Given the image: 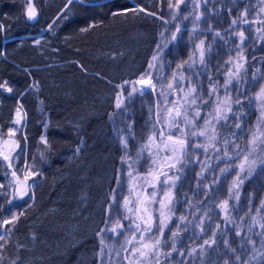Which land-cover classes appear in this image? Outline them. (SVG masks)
<instances>
[{"label": "trees", "instance_id": "1", "mask_svg": "<svg viewBox=\"0 0 264 264\" xmlns=\"http://www.w3.org/2000/svg\"><path fill=\"white\" fill-rule=\"evenodd\" d=\"M66 2L33 0L38 15L35 20H28L26 0H0V24L6 26V31H0V83L6 81L7 87L13 90L9 93L0 89L1 142L8 139L16 108L22 105L23 112L27 113L24 123L15 126L17 131L12 138L20 147L12 153L10 161L0 157V185L5 186L0 188V205L4 206L0 209V220L10 218L13 213H24L11 226L10 234L0 229V235H5L7 241L0 250L3 256L0 264H12L14 260L16 264H101V261L126 264L122 259L125 253L117 257L113 252L110 259L106 249L105 255L100 257L97 232L100 228H111L122 218L125 213L118 205L123 203L124 197L135 200V193H142L146 186L140 177L147 174L151 161L147 151L139 158L137 154L150 133L158 132L161 127L155 125L154 106L159 97L156 93L137 95L134 103L126 105L127 114H124L114 107V94L118 89L113 85L135 80L144 73L158 43L167 45L160 52V63L165 65L163 73L170 79L176 65L188 60L196 51L195 45L204 40L206 49L211 45V51L205 56L206 66L199 63L197 53L195 65L190 71L184 70L183 75L191 78V84L203 86L201 94L207 100L210 85L222 86L225 74L233 67L226 62L230 57L233 61L237 59L236 46L241 43L238 33L242 30L246 37L242 49L247 57L246 72L242 75L246 78L238 87L230 88L229 93L242 101L240 105H233V112L245 113V123L241 129L235 128L238 121L230 114L229 120L217 125L215 147H208L207 151L194 147L208 143L206 137L188 136L183 167L178 164L169 173L180 177L172 189L174 204L169 223L171 231L180 226L176 241L178 251L171 257L162 256L161 264H224L225 260L237 264L236 255L250 259L256 252L264 253L261 238L256 235L262 229L252 223L253 216H264V210L256 212L260 201L264 200V167L258 165L254 175L245 179L239 201L233 193L227 219L225 211L218 207L228 199V189L238 171L233 169L221 174L220 169L226 164L238 163L234 156L237 149L233 145H246L249 130L259 116L258 105L250 104L249 98L264 84V79L255 84L251 79L257 71L264 75V40L255 31L261 25L243 24L240 14L248 8L247 19L255 20L264 4L260 0H208L207 3L200 0L199 7L194 8L193 0H185L173 20L167 0H114L103 9L88 10L74 3L61 12ZM137 4L162 16L167 23L143 12L111 15V11L121 5ZM65 13L67 20L61 19ZM196 15H201L200 21L195 20ZM233 19H237L236 25H231ZM259 19L264 20V14ZM90 22H96L97 26L81 32L80 28ZM49 24L53 25L51 29ZM177 26L181 31L173 41L171 36ZM161 32H164L163 37ZM216 32L220 33L219 37L215 36ZM36 40L40 43H35ZM36 81L38 89L30 87ZM160 83L167 85V81H159L158 89ZM188 86L187 80L180 82L185 90ZM244 92L246 95L242 94ZM219 95H225L222 87ZM174 98L175 94L170 95L169 101ZM215 99L213 96L207 106L198 104L201 116L196 118V127L188 129L189 133L205 126V118L213 112ZM42 135L46 136L49 146L41 142ZM120 137H128L127 150L119 143ZM225 140L229 142L227 146ZM77 147L81 149L79 153L75 151ZM225 151L232 159L224 157ZM251 158L264 159V152L257 151ZM24 161L33 166L38 176L29 180L32 181L29 196L13 199L12 172L15 170L22 179ZM129 172L137 178L135 181ZM132 184L135 190L130 193ZM155 190L159 199L162 192ZM151 191L153 189L149 188L147 194ZM113 195L116 205L109 215L107 210ZM8 200L13 203L7 204ZM205 213L210 218L205 217ZM181 216L187 219L181 221ZM202 218L204 232L197 227ZM121 222L125 225L124 235L118 239L110 233L105 235L106 243L115 249L121 247L125 235H131L126 231L130 221ZM171 231L165 230V238ZM237 231L240 236L236 235ZM213 239L216 243L206 245L203 251L198 247L205 240ZM249 239L255 241V252ZM225 240L236 249L234 254L228 251ZM170 245L171 241L162 245L161 251H171ZM193 247L197 252L189 256L188 250ZM251 264H264V261L258 257Z\"/></svg>", "mask_w": 264, "mask_h": 264}, {"label": "snow or ice", "instance_id": "2", "mask_svg": "<svg viewBox=\"0 0 264 264\" xmlns=\"http://www.w3.org/2000/svg\"><path fill=\"white\" fill-rule=\"evenodd\" d=\"M185 0H167L168 8L172 10V19L177 18L180 5L183 4ZM205 3L208 0H204ZM79 4L81 7L88 9H103L108 7L109 4H113L114 0H67L64 5V8L61 9V12H64L65 9H69V6L72 4ZM200 0H193V7H199ZM260 3L264 4V0H260ZM231 11V10H229ZM248 8H245L240 14V20L243 24L251 26L253 23H258L261 27L255 29L256 33L260 34V39L264 40V20H260V15L264 14V7L259 9L257 12V19L249 21ZM145 13V15L155 17L161 21H164L162 16H158L157 13L151 12L148 9L141 7L140 5H133L131 7L121 5L118 8H115L111 11L112 16H126L128 13H133L138 15L139 13ZM26 18L28 20H35L38 13L33 3V0H26ZM61 19H69L68 15L65 13ZM187 19V17H185ZM196 21L201 20V15L195 16ZM167 23V21H164ZM238 23L237 19L231 21V25H236ZM230 25V27H231ZM96 22H90L86 27L80 28L81 32H88L90 29L96 27ZM48 27L51 29L52 24H49ZM0 31H6V26L0 24ZM181 31L180 27H176V32L171 36V40L177 39V33ZM196 29H193L195 32ZM160 35L163 37L164 32H161ZM216 37L220 36L219 32L215 33ZM238 38L240 44L236 46L238 57L235 61L230 57L226 63L232 64L233 67L225 74L226 78L224 84L220 85H210L207 90L208 99H204L203 95V86L202 85H193L191 84V78L183 75L184 70H191L195 65L196 60L194 57L199 56V63L205 65V56L206 53L211 51V45H208L207 49L205 48V41L201 40L198 44L195 45L196 51H194L189 59L184 61L181 64L176 65V70L171 73V78L163 73L165 65L160 63L161 56L160 52L164 47H167L166 44L158 43L156 45V53L148 61L147 68L144 73L135 79V80H124L121 84L113 85L118 89L114 94V107L115 109L121 111L124 114H127L126 105L129 103L135 102V97L137 95L144 96L145 94L156 93L159 99L155 104V125H160L158 132L153 131L147 138L145 144L138 151L139 156L145 151L148 152V158L151 161V166L147 174L143 177H140L141 180L145 182V187L142 188V193H135V200L130 197H124L123 203L118 205L124 210V215L121 219H117L115 224L111 228L104 227L100 228L97 232V235L100 237V257L105 255V250L107 249V254L111 259V254L115 252L116 256H121V253H125L122 259L126 264H161V257H171L173 252L178 251L176 247V241L180 235V226L177 225L176 231H171L169 228V223L172 220L173 214V204H174V195L172 189L175 188L176 181L180 178L177 175H170L169 173L177 168V165L183 167V158L186 154V149L189 146L188 136H200L206 137L208 143L206 144H197L195 148H203L207 151L208 147H215L214 142L217 140V125L222 121H227L230 119V114L232 117L238 121L235 124V128L241 129L244 121L245 113H235L233 112V105H240L242 101L238 98L234 99L229 93V89L233 87H238L240 83H243L246 76L242 75L245 73V64L247 62V57L243 54L242 45L246 40L245 32L242 30L238 33ZM35 43L39 44L40 41L36 40ZM2 55V53H0ZM170 66V65H169ZM206 66V65H205ZM82 67V66H81ZM155 73V75H154ZM206 74V73H205ZM99 75V73H97ZM199 75V74H197ZM211 80V77H209ZM253 84L257 83L260 79H264V75H261L259 71L253 73L251 77ZM187 80L189 86L187 90L183 87H180V82ZM159 81H167V85L163 83L159 84ZM235 82V83H234ZM111 83V82H109ZM30 87L37 88L39 87V82L36 81ZM223 88L225 95L221 97L219 95L220 88ZM0 89H3L9 93L13 90L10 87H7V82L0 83ZM130 89V90H129ZM179 89V90H178ZM182 93V95H181ZM175 94L174 99L169 101V96ZM246 95V92L242 93ZM215 96V104L213 112L209 113L205 118V126L200 128L198 131H192L189 133L188 129L196 127V118L201 116V111L199 110L198 104L207 106L208 103L212 101V97ZM249 103H256L258 105L259 116L257 117L256 123L252 125L249 130L247 143L244 147H241L240 144H234L235 151L234 156L238 160V163L226 164L224 168L220 169L221 174L229 173L230 170L238 169L236 176L233 179L231 186L228 189L229 197L228 199L223 200L218 207L225 211V218H228L229 211V200L234 198L239 201L240 198V188L244 184L245 179L251 178L256 172L257 166L264 167V159L257 161L251 157L257 152H264V84H261L258 91L255 92L253 97L249 98ZM23 106H18L15 110V119L13 121V127L9 128L7 136L8 139H4L2 144H0V157L4 161H10L12 153L16 152L17 148L20 147L19 142L15 139H12L16 135V125H22L27 116L26 112L22 110ZM191 110V116H190ZM150 113L152 110H149ZM111 119V116H110ZM183 124V127H181ZM154 125V127H155ZM48 125L45 124V128ZM129 128L132 127L131 124L128 125ZM175 130V132H173ZM27 140V137H24ZM41 142L45 146H49V142L46 136H41ZM128 137H120L119 143L123 145L125 150L128 148ZM83 144V141H81ZM224 144L227 146L229 142L224 141ZM80 147L76 148V152H80ZM166 153L162 156L160 153ZM43 156V154H41ZM224 157L232 159V156L229 152H224ZM219 158V157H218ZM122 160L125 157L121 158ZM9 167H12L9 163ZM33 166L25 163L24 168L22 169L23 178L17 175V172L14 170L12 172V177L14 178L15 185V195L13 199H23L30 194V185L29 180L36 176L38 173L32 170ZM165 168L168 171H165ZM199 175V174H198ZM129 176L132 177V180L135 181L137 178L129 172ZM119 183V180L117 181ZM5 187L0 185V188ZM151 188L150 195L147 194L148 189ZM155 189H159L162 192V195L158 199V192ZM135 185H130V193L134 192ZM207 195V193H205ZM34 198V194H33ZM7 204L11 205L12 200H8ZM251 199H249V204ZM154 204H158V207L153 208ZM116 205V197L112 196V203L108 206V213L111 214L113 206ZM4 206L0 205V209ZM264 210V200L260 201L259 207L256 208V212L260 213ZM24 213L19 214L13 213L10 218L0 220V229H3L5 234H10L12 231L11 226L18 222L19 217ZM205 217H208V213H205ZM210 218V217H208ZM181 221L186 220L184 216L179 217ZM122 220H129L130 223L127 226L126 231L130 232L131 235H125L124 241L121 244L119 249H115L112 246L108 245L105 240V235L110 233L111 237L118 239L121 235H124L125 225L121 222ZM253 225H259L262 229L261 232L256 233L257 236L261 238V244L264 246V216H253L252 217ZM203 225V218L201 219V224L197 225L200 232H204L205 229ZM219 227V225H217ZM169 229L171 235L166 237L165 230ZM251 231V228L249 229ZM158 233V235H154ZM137 234H139L137 238ZM240 232L237 231L236 235L240 236ZM215 236V233H213ZM171 241V251L164 253L161 251L162 245H168ZM6 237L5 235H0V250H3L6 246ZM215 240L212 241L205 240L202 245L198 247L203 251L204 247L211 246L215 244ZM250 245H253L252 251L255 252V241L252 239L248 240ZM225 246L228 248V251L235 253L236 249L231 248L228 240L224 241ZM197 252V248L193 247L188 250V255L191 256ZM183 255V251L180 253ZM261 258L264 261V253L256 252V255L252 256L250 259H243L242 256L236 255L235 261L237 264H251L252 260ZM3 256L0 255V261H2ZM19 259V257H17ZM12 264H16V261H12ZM101 264L103 262L101 261ZM224 264H229V261L225 260Z\"/></svg>", "mask_w": 264, "mask_h": 264}, {"label": "rangeland", "instance_id": "3", "mask_svg": "<svg viewBox=\"0 0 264 264\" xmlns=\"http://www.w3.org/2000/svg\"><path fill=\"white\" fill-rule=\"evenodd\" d=\"M0 144H2V142L0 141ZM25 163H26V161H24V166H25ZM24 166H23V168H24ZM38 173V172H37ZM22 174V178H23V172L21 173ZM36 176H38V174L36 175ZM36 176H34V177H32L31 179H33V178H35ZM32 183V181L30 182L29 181V185ZM139 236V234H137V237Z\"/></svg>", "mask_w": 264, "mask_h": 264}]
</instances>
